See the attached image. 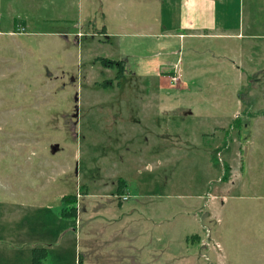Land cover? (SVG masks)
<instances>
[{
	"label": "rangeland",
	"instance_id": "1",
	"mask_svg": "<svg viewBox=\"0 0 264 264\" xmlns=\"http://www.w3.org/2000/svg\"><path fill=\"white\" fill-rule=\"evenodd\" d=\"M123 1L1 0L0 264H264V120L243 117L264 89L213 123L200 111L233 91L181 72L218 39L188 36L185 55L149 29L167 0ZM237 1L264 19V0H227L228 20Z\"/></svg>",
	"mask_w": 264,
	"mask_h": 264
},
{
	"label": "crops",
	"instance_id": "2",
	"mask_svg": "<svg viewBox=\"0 0 264 264\" xmlns=\"http://www.w3.org/2000/svg\"><path fill=\"white\" fill-rule=\"evenodd\" d=\"M123 1V0H122ZM150 1V0H146ZM154 2V0H152ZM156 1V0H155ZM169 4H167L168 15L160 18L159 23L156 19L151 23L150 30L156 33V25L160 26L162 31L160 33H172L174 35L179 33L182 38L180 41L184 44L185 55H187V42L188 36L196 37V38H206L212 37L216 38L217 43L208 46L196 45V60H195V68H188L189 66H184L181 72V77L185 79V86H195L194 88L197 90V86L202 85L203 89L208 90H228L233 91L230 94V99L227 105L222 106L217 100H213L212 104H210L211 109H205L200 111L202 116H206L213 123L220 122H229L235 121L239 116V110L243 104L238 98V94L236 92L239 90H244V85L249 87L246 89H252L250 84L255 82L258 83L259 87H256L258 90L264 89V19L253 15L252 11L258 8V5H254L251 7L249 11L247 5H245L249 12L246 11V18L241 20L240 17V2L237 1V11L238 17L236 20L230 21L227 19L226 11L227 9V0H167ZM233 4L236 0H232ZM124 2V1H123ZM181 3L183 4V9L181 7ZM179 4V7H178ZM148 5V4H147ZM145 6L144 11L147 9L146 14L144 16L149 17L148 6ZM154 7L152 4L151 9ZM0 8H1V0H0ZM166 10V9H165ZM178 12V15L176 14ZM119 14L117 13V16ZM127 21L125 18V14L121 9V15L118 17V21L121 22ZM122 22V23H123ZM123 23V24H124ZM148 28V22H142ZM14 24H16L14 22ZM152 34V35H154ZM212 61V64L206 65L205 62ZM230 60L231 65H222L220 61ZM234 63V65L232 64ZM194 70V71H189ZM247 71V75L249 77L245 82V75ZM250 73V74H249ZM199 76L200 83L197 84L196 78ZM168 81L163 82V86H166ZM232 84L233 86H231ZM216 91V92H217ZM233 98V100H232ZM198 101V100H197ZM261 106V109H257L256 105ZM248 108H245L247 111L243 113V117H247L248 120L252 117V108L254 111H259L253 118V121H263L264 113H260L263 111V104L261 100L257 103L255 100L252 102H247ZM253 106V107H252ZM251 114V115H250ZM225 119V120H224ZM252 119V118H251ZM213 165L209 164V167ZM207 167V165H206ZM124 180V179H123ZM125 181V180H124ZM127 184L122 186V192L126 190ZM130 189L128 193H131ZM125 194V193H124ZM126 195V194H125ZM129 195H127L128 197ZM121 202V201H119ZM202 202V201H201ZM198 204V202H197ZM194 205V204H193ZM200 203L198 204V206ZM197 208V205L189 207ZM139 209L132 208L137 214V219H140L144 216ZM131 211V212H132ZM130 213L124 210L122 217H128ZM136 225V224H133ZM127 230L133 234L138 236H145L148 240L154 239L153 229L149 227L137 225L135 227L129 226ZM163 233V231H162ZM171 241V240H170ZM169 241V242H170Z\"/></svg>",
	"mask_w": 264,
	"mask_h": 264
},
{
	"label": "trees",
	"instance_id": "3",
	"mask_svg": "<svg viewBox=\"0 0 264 264\" xmlns=\"http://www.w3.org/2000/svg\"><path fill=\"white\" fill-rule=\"evenodd\" d=\"M233 123H234V121H233ZM122 182H123L122 179H119L118 182H117V187H116V192H117V194L122 193V190H121V188H122V187H121ZM66 197L75 198L74 196H70V195H66ZM38 250H39V249H38ZM39 251H41L42 254H43V256H44V250H43L42 248H40ZM33 259H34V257H33Z\"/></svg>",
	"mask_w": 264,
	"mask_h": 264
},
{
	"label": "water",
	"instance_id": "4",
	"mask_svg": "<svg viewBox=\"0 0 264 264\" xmlns=\"http://www.w3.org/2000/svg\"><path fill=\"white\" fill-rule=\"evenodd\" d=\"M57 150V145H53L50 147V153H54Z\"/></svg>",
	"mask_w": 264,
	"mask_h": 264
},
{
	"label": "built area",
	"instance_id": "5",
	"mask_svg": "<svg viewBox=\"0 0 264 264\" xmlns=\"http://www.w3.org/2000/svg\"><path fill=\"white\" fill-rule=\"evenodd\" d=\"M126 200V197H122V201Z\"/></svg>",
	"mask_w": 264,
	"mask_h": 264
}]
</instances>
